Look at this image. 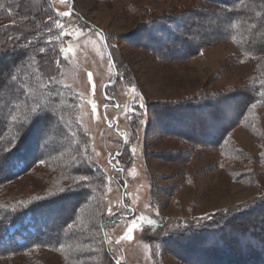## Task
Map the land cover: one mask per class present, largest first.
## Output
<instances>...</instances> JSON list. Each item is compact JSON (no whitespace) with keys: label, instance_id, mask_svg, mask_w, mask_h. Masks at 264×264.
Returning a JSON list of instances; mask_svg holds the SVG:
<instances>
[{"label":"rangeland","instance_id":"rangeland-1","mask_svg":"<svg viewBox=\"0 0 264 264\" xmlns=\"http://www.w3.org/2000/svg\"><path fill=\"white\" fill-rule=\"evenodd\" d=\"M21 1L46 15L44 20L54 31L56 55L61 58L52 83L69 101V126L75 133L70 142L80 153L74 156L75 149L68 148L60 158L67 161L69 157L70 168L79 167L80 172L90 174L82 176L88 177L87 181L59 175L45 159L51 153L45 150L47 142L69 145V139L57 131V123L49 119L46 126L39 124L43 136L37 154L44 157L0 184V206L50 195L77 183H84L81 186H86L89 198L82 211L67 210V216H75L74 222L62 234L50 237L56 239L53 244L64 246H37L0 257V264H114L109 255L120 264H195L194 257L182 258L173 233H183L220 214L229 216L264 197V106L254 105L249 123L230 132L228 151L195 142L193 138L199 135L188 140L164 130L157 112L164 103L191 100L199 93H227L252 86L264 55L245 56L233 42L219 41L191 57L172 58L183 46L151 49L149 42L134 38L139 28L158 16L177 18L183 12H201L208 4L205 0ZM62 12L71 15L61 17ZM56 21L64 25L63 31ZM20 22L12 16L0 19V35ZM184 27L178 28L176 20L169 25L177 34L184 32ZM192 29L198 32L192 39L209 35L199 26ZM157 32L162 31L151 33ZM66 48L73 50L67 56L61 51ZM37 138L27 143V149L37 145ZM18 164L22 166L23 161ZM59 181L64 183L61 187ZM100 214L109 222L107 244L88 226L91 221L98 223ZM133 220L139 224L133 239L121 240ZM33 222L27 214L24 228L20 223L9 225V234L16 233L23 243L28 231H34Z\"/></svg>","mask_w":264,"mask_h":264},{"label":"trees","instance_id":"trees-1","mask_svg":"<svg viewBox=\"0 0 264 264\" xmlns=\"http://www.w3.org/2000/svg\"><path fill=\"white\" fill-rule=\"evenodd\" d=\"M205 1L208 4L201 12H183L177 18L158 16L148 21L145 29L155 39L159 38L157 35L164 36L159 39L168 42L163 45L166 49L183 46L184 50L179 49V53L170 54L172 58L191 57L200 53L204 46L219 41L233 42L245 56L260 58L264 55V0ZM10 16L21 22L12 30L2 31L0 35V149H5L0 154V184L18 176L44 157L37 154L39 138L43 136L39 124L44 123L46 126L49 119L57 123V131L69 139V145L65 147L66 144L57 140L47 142L45 150L51 153L45 159L52 163L59 175L88 176L90 173L80 172L79 167L70 168L69 157L67 161L60 158V154L68 148L75 149L74 156H78L80 152L70 142L74 141L75 133L72 126H69L72 123L68 120L69 101L65 99L64 91L52 83L56 66L61 59L59 53L56 55L55 52L52 26L44 20L46 15L29 2L0 0V19H9ZM199 17L203 20H199ZM192 18L197 21H189ZM225 18L226 23L222 22ZM175 20L178 28L185 26L184 32L177 34L169 28ZM197 26L209 35L192 39L191 35L198 33L192 28ZM157 29L162 32H157V35L151 33ZM175 41L178 42L173 45ZM112 60L117 70L116 61ZM257 76L255 84L238 91L203 92L191 100L164 103L157 112V121L164 130H172L174 134L181 136H184V132L193 131L192 136H184L188 140L199 135L198 139L193 138L195 142L209 144L224 151L231 150L228 141L230 132L236 126L249 123L254 105L264 106V84L261 83L264 82V59ZM35 102H38L40 111L46 113L38 119H32L33 109L37 108L34 107ZM13 117L16 119L13 120ZM36 136L37 145H29L32 150H28L27 143H33ZM19 161H23L22 166H19ZM77 184H68L63 188L65 191L56 190L53 194L34 197L23 203L0 206V257L37 246H64L61 242L53 244L56 239L50 237L56 232L62 234L74 222L75 216H67V210L72 213L76 209H84L89 192L86 191V186L83 187L84 183ZM80 186L85 189L82 191ZM96 211L93 209V212ZM27 214L34 221V231H28L24 242L20 243L16 239V233L9 234L8 226L17 223L23 226ZM226 215L220 214L212 220L199 221L197 225L183 230V233H173L174 243L179 245L182 258L190 260L194 257L195 264H264V197L257 200L255 205L249 204L241 210L231 212L229 216ZM105 217V214H100L98 223L91 221L88 226L96 231L100 241L107 244L105 229L109 222ZM109 256L117 264L118 260Z\"/></svg>","mask_w":264,"mask_h":264},{"label":"snow or ice","instance_id":"snow-or-ice-1","mask_svg":"<svg viewBox=\"0 0 264 264\" xmlns=\"http://www.w3.org/2000/svg\"><path fill=\"white\" fill-rule=\"evenodd\" d=\"M60 15L67 17V16H70L71 13H70V12H62V13H60ZM56 27H57V28H60V29L63 31L64 25L61 24L59 21H56ZM63 34H64V35H68L69 33H63ZM75 34H76L77 36L81 35V33H79V32H77V33H75ZM57 39H59V36L57 37ZM101 39H103V37H101ZM41 51H44V49H41ZM61 51L64 53L65 56H67L68 53L72 52L73 50H72L71 48H66V49H61ZM89 78L91 79V73H89ZM261 83L264 84V82H261ZM133 91H135L134 88H133ZM93 92H94V86H93ZM92 107H93V110H95L96 105L93 103V104H92ZM45 115H46V113H45V112H41L40 109H39V107H37V108L33 109V116H32V119H38V118H41V117H43V116H45ZM15 119H16V118L13 117V120H15ZM25 122L28 123V122H30V121H25ZM21 126L23 127V125H21ZM14 139H15V138H14ZM9 143H11V141H9ZM4 151H5V149H0V154H2ZM42 163H43V161H42ZM80 180H81V181H87V180H88V177H80ZM60 191H65V189L61 188ZM38 199H39V198H38ZM140 219H141V220H144L145 218H144V217H140ZM148 223H155V221L149 220ZM137 227H139V224L137 223L136 220H133V221L131 222V226L128 227L127 232L125 233V235H124V236H121L120 239H121V240H123V239H129V240L133 239L132 233H133V231H134ZM117 243H119V241H117ZM117 264H120V262L117 261Z\"/></svg>","mask_w":264,"mask_h":264},{"label":"bare ground","instance_id":"bare-ground-1","mask_svg":"<svg viewBox=\"0 0 264 264\" xmlns=\"http://www.w3.org/2000/svg\"><path fill=\"white\" fill-rule=\"evenodd\" d=\"M133 35H134V38L137 39V41H143V42L147 41V42H149L148 48H151V49L158 48V46L164 47L163 45L166 44L165 41H161L159 38H156V39L153 38V36L150 35L149 30L145 29V27L139 28V30L136 31ZM177 42L175 41L173 43V45H175ZM188 135L192 136L193 134L191 135L190 132L189 133L188 132H184V136H188Z\"/></svg>","mask_w":264,"mask_h":264},{"label":"water","instance_id":"water-1","mask_svg":"<svg viewBox=\"0 0 264 264\" xmlns=\"http://www.w3.org/2000/svg\"><path fill=\"white\" fill-rule=\"evenodd\" d=\"M113 63V62H112ZM113 66L115 67L114 63H113Z\"/></svg>","mask_w":264,"mask_h":264}]
</instances>
